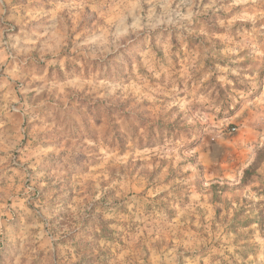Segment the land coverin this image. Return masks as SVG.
Instances as JSON below:
<instances>
[{"label": "rangeland", "instance_id": "rangeland-1", "mask_svg": "<svg viewBox=\"0 0 264 264\" xmlns=\"http://www.w3.org/2000/svg\"><path fill=\"white\" fill-rule=\"evenodd\" d=\"M0 264H264V0H0Z\"/></svg>", "mask_w": 264, "mask_h": 264}]
</instances>
